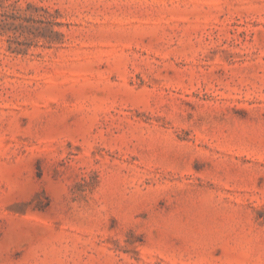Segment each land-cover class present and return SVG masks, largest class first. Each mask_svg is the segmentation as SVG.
<instances>
[{"label":"rangeland","instance_id":"obj_1","mask_svg":"<svg viewBox=\"0 0 264 264\" xmlns=\"http://www.w3.org/2000/svg\"><path fill=\"white\" fill-rule=\"evenodd\" d=\"M6 12L0 264H264V0Z\"/></svg>","mask_w":264,"mask_h":264},{"label":"trees","instance_id":"obj_2","mask_svg":"<svg viewBox=\"0 0 264 264\" xmlns=\"http://www.w3.org/2000/svg\"><path fill=\"white\" fill-rule=\"evenodd\" d=\"M48 16H51V15L48 14ZM32 23L42 25L40 29L43 31L42 34H46V32H48L49 34H53L55 36L62 35L61 33L54 31L52 29V26L54 24L58 26L59 24L52 23V21H49L46 17H44L43 19H36L30 16H26L24 14H18L15 12L0 13V36L6 35L7 41L10 44L15 43L14 47H11L10 45L8 47V50H10L11 53H14L16 55L25 54V50L21 48V46H23L22 41L20 40L11 41L9 40V38L11 36H13L14 39H19L20 37H23L25 30L29 27V24H32ZM43 38H48V37H43Z\"/></svg>","mask_w":264,"mask_h":264}]
</instances>
